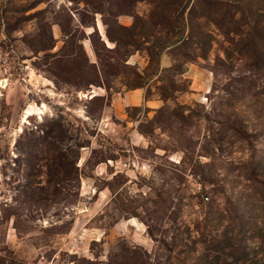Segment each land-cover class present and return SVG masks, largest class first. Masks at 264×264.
Returning a JSON list of instances; mask_svg holds the SVG:
<instances>
[{
	"label": "rangeland",
	"instance_id": "obj_1",
	"mask_svg": "<svg viewBox=\"0 0 264 264\" xmlns=\"http://www.w3.org/2000/svg\"><path fill=\"white\" fill-rule=\"evenodd\" d=\"M260 9L264 0H0V264H210L203 249L234 217L222 186L234 193L228 174L254 151L230 146L222 127L233 115L250 132L253 99L221 98L245 75L248 95L264 86L262 44L244 48ZM138 89L161 106L121 111ZM52 127L64 131L44 135Z\"/></svg>",
	"mask_w": 264,
	"mask_h": 264
},
{
	"label": "trees",
	"instance_id": "obj_2",
	"mask_svg": "<svg viewBox=\"0 0 264 264\" xmlns=\"http://www.w3.org/2000/svg\"><path fill=\"white\" fill-rule=\"evenodd\" d=\"M264 16V9L258 10L252 22H250V31L247 34L244 48H249L252 44L255 45V40L259 41L264 50V22L258 18ZM249 33L252 36H249ZM257 34V35H256ZM260 52V49L257 48ZM262 52V49H261ZM256 53V52H255ZM259 60L264 59V53H256ZM258 60V61H259ZM250 76L239 77L236 80L238 85H241L243 89L239 90L235 95H229L225 98H221L222 103L224 102L227 106L232 108L237 103L245 102L247 98L253 99L255 119L252 121V129L249 132V121H245L244 118H237L236 116L230 115L226 120V123L222 125L225 132L232 133L228 144L230 146L235 144H243L247 142L252 151L246 161V164L240 169H233L228 174L230 180V189H236L233 193H228L225 185V192L227 196V204L229 206L230 214L234 215L226 223L228 224L221 234L216 233L215 238L210 243V248L205 251V258H207L210 264H264L259 258L262 252L264 253V150L260 151L256 149V144L259 142L264 143V86L261 89L256 90L255 94L248 95L245 93L247 86L252 85L249 83ZM235 119H232L234 118ZM57 130L64 131L60 127L57 129L52 127L48 132H44V135H50L51 132ZM252 131V132H251ZM66 153L60 150L57 154L58 158L65 160ZM214 186L212 193L215 194L219 189L215 183H211ZM214 202L216 198H213ZM215 203L211 201L208 206L213 210ZM246 228V231H243ZM247 233H250V237H247ZM259 238V246H255L253 241L250 239ZM217 239V240H216ZM250 241V242H249ZM214 243L219 244L217 248ZM213 254L214 256L210 255ZM221 261V262H220Z\"/></svg>",
	"mask_w": 264,
	"mask_h": 264
},
{
	"label": "crops",
	"instance_id": "obj_3",
	"mask_svg": "<svg viewBox=\"0 0 264 264\" xmlns=\"http://www.w3.org/2000/svg\"><path fill=\"white\" fill-rule=\"evenodd\" d=\"M193 77L194 82H196V85L199 87L205 88L209 84V76L199 70L195 71ZM118 105L122 111L125 108H140L145 105L150 109H157L161 106V103L159 101H148L146 103L144 99V91L138 89L134 92L125 94V96L120 98V101H118ZM120 116H124V114L120 113Z\"/></svg>",
	"mask_w": 264,
	"mask_h": 264
},
{
	"label": "bare ground",
	"instance_id": "obj_4",
	"mask_svg": "<svg viewBox=\"0 0 264 264\" xmlns=\"http://www.w3.org/2000/svg\"><path fill=\"white\" fill-rule=\"evenodd\" d=\"M29 111H30V110H29ZM29 111H28V113H30Z\"/></svg>",
	"mask_w": 264,
	"mask_h": 264
},
{
	"label": "water",
	"instance_id": "obj_5",
	"mask_svg": "<svg viewBox=\"0 0 264 264\" xmlns=\"http://www.w3.org/2000/svg\"><path fill=\"white\" fill-rule=\"evenodd\" d=\"M2 85H3V83H2Z\"/></svg>",
	"mask_w": 264,
	"mask_h": 264
}]
</instances>
